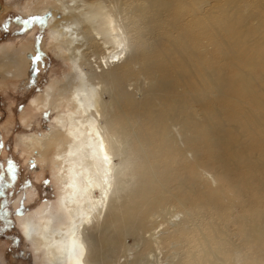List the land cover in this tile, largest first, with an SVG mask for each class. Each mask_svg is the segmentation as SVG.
<instances>
[{
	"label": "bare ground",
	"instance_id": "obj_1",
	"mask_svg": "<svg viewBox=\"0 0 264 264\" xmlns=\"http://www.w3.org/2000/svg\"><path fill=\"white\" fill-rule=\"evenodd\" d=\"M48 1L29 13L49 18L72 70L54 118L57 196L18 220L35 264H238L233 238L251 249L243 264H262L264 0H53L57 21ZM159 208L169 217L146 237Z\"/></svg>",
	"mask_w": 264,
	"mask_h": 264
},
{
	"label": "rangeland",
	"instance_id": "obj_2",
	"mask_svg": "<svg viewBox=\"0 0 264 264\" xmlns=\"http://www.w3.org/2000/svg\"><path fill=\"white\" fill-rule=\"evenodd\" d=\"M41 1L0 0V264H35L33 252L21 234L18 220L30 213L31 209H38L43 202L51 205L58 191L54 160L58 141H55V136L63 140L65 133L57 126L54 118L66 110L57 105L71 67L57 53L54 46L56 43L52 38L53 26L49 24L48 17H44L42 23H22L33 17L29 10L34 12L42 9ZM53 3V0L48 1L46 4L49 6L46 8L57 21L61 14H54ZM36 55L40 59L34 63L32 57ZM14 58L18 60L16 66L12 64ZM34 68H39V72H34ZM253 83L264 86L262 81L253 80ZM51 85L55 86L54 101L47 109H43L41 103L47 87ZM128 88L132 89L133 86ZM34 98L37 101L33 102ZM104 98L110 100L107 93ZM136 99L141 101L143 93L138 92ZM156 99L159 104L160 96H156ZM41 140H46L43 147L40 145ZM188 157L191 158L190 154ZM122 159L123 156L116 157L118 166H121ZM204 175L215 185L210 174ZM119 176L127 184H121L117 192L112 194L111 197L116 203H121L122 197L126 199L132 195L135 188L131 172L127 176ZM165 215L167 213L165 214L163 208L154 212L147 221L151 230L144 233V236H149L153 227L168 219L169 214ZM157 229L163 235L169 233L167 228ZM135 235L129 233L124 237L125 247L137 245L138 237ZM232 242L237 245L229 244L228 249L232 258L238 249V264L252 258V252L249 251L251 249L243 245L241 238H233ZM165 254L168 255L169 252L166 251L163 255ZM260 257L264 258V252ZM124 259L122 257L120 263ZM263 261L262 259L260 263L264 264Z\"/></svg>",
	"mask_w": 264,
	"mask_h": 264
},
{
	"label": "snow or ice",
	"instance_id": "obj_3",
	"mask_svg": "<svg viewBox=\"0 0 264 264\" xmlns=\"http://www.w3.org/2000/svg\"><path fill=\"white\" fill-rule=\"evenodd\" d=\"M34 21H39L41 23L43 22L41 17L33 16V17H30L28 20L22 21V23L23 24H30V23H32ZM32 59H33V61L35 63V62L39 61L40 57H39V55H36V56H33ZM33 71L38 73L39 72V68H34Z\"/></svg>",
	"mask_w": 264,
	"mask_h": 264
},
{
	"label": "flooded vegetation",
	"instance_id": "obj_4",
	"mask_svg": "<svg viewBox=\"0 0 264 264\" xmlns=\"http://www.w3.org/2000/svg\"><path fill=\"white\" fill-rule=\"evenodd\" d=\"M19 229V228H18Z\"/></svg>",
	"mask_w": 264,
	"mask_h": 264
}]
</instances>
